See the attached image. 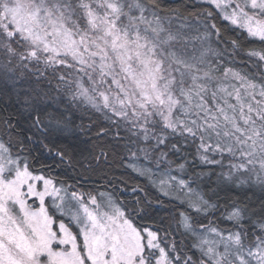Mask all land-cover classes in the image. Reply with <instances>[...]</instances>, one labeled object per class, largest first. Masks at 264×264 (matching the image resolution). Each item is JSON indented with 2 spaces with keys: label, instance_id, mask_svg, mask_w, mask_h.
Instances as JSON below:
<instances>
[{
  "label": "snow or ice",
  "instance_id": "6c2138e0",
  "mask_svg": "<svg viewBox=\"0 0 264 264\" xmlns=\"http://www.w3.org/2000/svg\"><path fill=\"white\" fill-rule=\"evenodd\" d=\"M203 3L190 50L163 0H0V264H264V206L233 203L234 230L209 219L222 186L264 190V71L225 67L240 44L221 47L216 23L259 41L245 55L264 68V0ZM81 105L103 114L138 176L166 196L187 189L169 222L144 198L117 200L119 178L97 194L34 169V141L68 134ZM197 161L209 171L185 179ZM205 175L208 193L192 187Z\"/></svg>",
  "mask_w": 264,
  "mask_h": 264
},
{
  "label": "trees",
  "instance_id": "16d2710c",
  "mask_svg": "<svg viewBox=\"0 0 264 264\" xmlns=\"http://www.w3.org/2000/svg\"><path fill=\"white\" fill-rule=\"evenodd\" d=\"M163 2L166 5V12L168 9L178 10L179 16L189 26L186 29L190 37L189 49L191 50L193 45L199 48V42L194 39L197 35L196 21L198 18L202 19L200 13L204 12L208 6L199 0H163ZM179 23V19L174 20V26L179 25ZM216 23L221 28L223 41L221 47L226 46L231 52V40L236 39L240 44V48L234 55L225 57L224 66L232 67L249 75L257 74L258 76V71H264V68L258 70L255 67V58L249 59L245 55L249 49H260L262 47L260 42L251 41L246 34H241L239 30L232 31L231 25L225 26L219 20ZM200 27L202 28V25ZM213 47H216V45L213 44ZM71 118V131L68 134H56L43 141V143L38 140L34 141L32 156L36 158L33 165L36 171L42 172L57 181H63L65 184L82 185L83 190H95V192L101 190L111 192L112 186L108 184L109 179L119 178L120 183L116 185L117 191L114 195L121 202L128 207H132L135 205L138 196L144 198L142 204L150 202L148 210L151 216L163 219L166 223L169 222V217L174 212L182 210L177 207L180 202L169 195L163 196L157 185L154 186L147 177H140L131 168L127 167L129 158L127 152L123 149V142H117L114 135L115 129L110 126L103 114L91 109L90 106L81 105L79 109L73 111ZM28 134L25 133V135ZM101 151L106 153L107 159L100 155ZM58 152L64 153L63 160H61ZM194 152V148H188L182 154L187 155L189 161H191ZM169 159L181 162L180 156H169ZM136 163L138 166H148L147 161H144L143 158ZM174 167L175 165H173ZM153 170L156 171L154 166ZM208 171L207 166L199 165L197 161L196 167L187 168L184 178L189 179L194 173H207ZM219 171L218 167L215 168V172L218 173ZM160 174V172H156L157 176ZM198 183L201 184L200 191L208 193L209 185L215 187L216 176L212 175L209 181L208 176L205 175L197 181ZM134 187H139L143 191L133 194L131 189ZM192 187L197 189L196 183ZM218 193L220 207L209 219L213 221L214 226L223 230L233 229L232 222L225 219L233 203L241 206L247 205L249 212L256 211L258 213L261 207L264 206V190L259 186L251 188L247 186L237 188L235 185L222 186L221 189H218ZM212 199L216 201L217 197L213 196ZM247 216L248 212L245 213L246 218ZM145 223H151V221H145ZM204 223L207 224L208 220H205ZM177 239H180V237H177ZM188 243H191L190 239Z\"/></svg>",
  "mask_w": 264,
  "mask_h": 264
},
{
  "label": "rangeland",
  "instance_id": "374dc122",
  "mask_svg": "<svg viewBox=\"0 0 264 264\" xmlns=\"http://www.w3.org/2000/svg\"><path fill=\"white\" fill-rule=\"evenodd\" d=\"M200 2H203V0H199ZM177 175H179V173H176ZM196 185H197V188H198V190L200 191L201 190V184L200 183H196ZM199 186V187H198ZM157 187H158V190H159V192L163 195V196H166V195H164L163 194V192L160 190V188H159V185H158V183H157ZM105 190H101V191H98V192H96L97 194L99 193V192H104ZM165 191H168V193H169V196L171 197V198H173L174 200H176L177 202H180V199H183V198H185V193L187 192V189H185L184 191H181L180 189H179V187L177 186V187H166L165 188ZM179 191H181V192H179ZM168 196V195H167ZM115 197H116V199L117 200H119L118 198H117V196L115 195ZM120 201V200H119ZM162 234V233H161Z\"/></svg>",
  "mask_w": 264,
  "mask_h": 264
}]
</instances>
